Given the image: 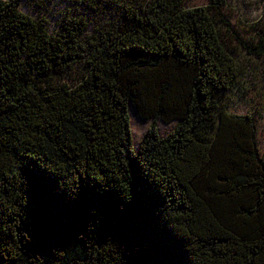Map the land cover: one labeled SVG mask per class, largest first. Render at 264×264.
Returning <instances> with one entry per match:
<instances>
[{"label": "trees", "instance_id": "trees-1", "mask_svg": "<svg viewBox=\"0 0 264 264\" xmlns=\"http://www.w3.org/2000/svg\"><path fill=\"white\" fill-rule=\"evenodd\" d=\"M33 1L56 29L0 0V264H264L257 125L227 102L264 27L240 38L226 0Z\"/></svg>", "mask_w": 264, "mask_h": 264}, {"label": "rangeland", "instance_id": "rangeland-1", "mask_svg": "<svg viewBox=\"0 0 264 264\" xmlns=\"http://www.w3.org/2000/svg\"><path fill=\"white\" fill-rule=\"evenodd\" d=\"M231 30L240 38H255L256 32L264 27V2L260 0H226ZM208 0H187L186 6H205ZM20 10L31 17L47 12L51 29L62 13L63 6L55 7L51 4L38 7L33 0L27 5H21ZM235 53V60L239 66L237 84L229 92L228 111L238 115H251L257 125V144L264 158V59L248 56L239 46L230 45ZM129 126L132 136L133 148L137 147L144 137L151 121L141 120L131 109H128ZM155 127L160 137L167 136L174 127V122L163 123L155 121Z\"/></svg>", "mask_w": 264, "mask_h": 264}, {"label": "water", "instance_id": "water-1", "mask_svg": "<svg viewBox=\"0 0 264 264\" xmlns=\"http://www.w3.org/2000/svg\"><path fill=\"white\" fill-rule=\"evenodd\" d=\"M129 109H131L134 112V114L139 118V116L137 115V113L130 106H129ZM141 120H143V119H141Z\"/></svg>", "mask_w": 264, "mask_h": 264}]
</instances>
